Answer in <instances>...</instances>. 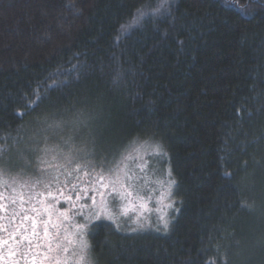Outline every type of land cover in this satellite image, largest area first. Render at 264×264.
<instances>
[{"label":"trees","instance_id":"obj_1","mask_svg":"<svg viewBox=\"0 0 264 264\" xmlns=\"http://www.w3.org/2000/svg\"><path fill=\"white\" fill-rule=\"evenodd\" d=\"M126 153L168 172L164 232L65 209ZM70 213L91 264H264V0H0V264L74 255Z\"/></svg>","mask_w":264,"mask_h":264},{"label":"rangeland","instance_id":"obj_2","mask_svg":"<svg viewBox=\"0 0 264 264\" xmlns=\"http://www.w3.org/2000/svg\"><path fill=\"white\" fill-rule=\"evenodd\" d=\"M55 154L56 150L54 149L50 154L46 155L47 157L43 159L44 162L42 163L47 165L51 163V161L54 162ZM138 156L139 155H135V153H126L120 162L118 161L114 167H108L106 170L105 166L100 165L98 167L100 172L95 173L99 175V180L88 184L85 193L79 191L76 198L73 200L74 203L66 202L65 209H73L75 205L80 207L81 199L86 196H90V203L94 197H98L97 200L93 202L94 207L90 212V214H92L91 218H101L108 222H112L120 228H126L129 232L142 231L149 228L159 232L166 231L169 227L166 222V219H168L167 214L168 212L170 213L173 208V184L167 177L168 172L162 170L160 174V169H155V164L152 162L148 165L150 170H147L146 161L143 163ZM111 160H113V158ZM100 162H102V157ZM56 163V165L55 163L52 165L51 169L57 170L60 166H63L62 158H59ZM62 212L63 211L59 212V214ZM67 215L72 225L80 229L83 228L80 234L82 243L79 247L75 232H63L64 242L59 241L55 243L53 256L60 251L70 252L71 250H75L74 255H72L73 252H70L68 256H64L65 254L63 252L64 258H58L57 260V257H55L54 260L57 261L54 262V264H67L66 258L68 259L71 255L72 256L69 258L71 264H91L88 244L86 242V234L88 232L90 219L86 217L76 219L77 213H70ZM152 223H154L153 227L150 226ZM36 226L37 224L33 225V232L35 228L38 231ZM38 232L40 234L39 236L37 233L38 238L44 240L43 233H47L48 231L41 227ZM0 237L2 238L0 243H2L5 238L9 236L2 235ZM42 243L46 244L49 250L52 249L50 248V243L46 241H42ZM7 245L9 247L5 249V251H10L11 245ZM19 245L20 246H13V252L15 249L20 250L15 253L16 261H13V264H19L18 261L21 259L31 260L32 264H43L31 254L33 243L25 249H23L24 246H22L20 241ZM58 245L60 246V251L56 248ZM76 250H78V252Z\"/></svg>","mask_w":264,"mask_h":264},{"label":"bare ground","instance_id":"obj_3","mask_svg":"<svg viewBox=\"0 0 264 264\" xmlns=\"http://www.w3.org/2000/svg\"><path fill=\"white\" fill-rule=\"evenodd\" d=\"M80 160V159H79ZM78 161V160H77Z\"/></svg>","mask_w":264,"mask_h":264}]
</instances>
